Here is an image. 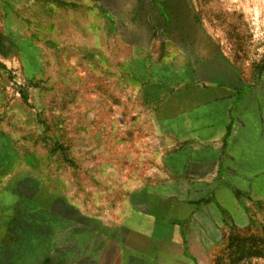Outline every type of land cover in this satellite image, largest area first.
<instances>
[{"label":"rangeland","instance_id":"obj_1","mask_svg":"<svg viewBox=\"0 0 264 264\" xmlns=\"http://www.w3.org/2000/svg\"><path fill=\"white\" fill-rule=\"evenodd\" d=\"M192 71L229 113L193 186L156 120ZM4 162L99 218L95 264H228L231 234L264 236V0H0Z\"/></svg>","mask_w":264,"mask_h":264},{"label":"crops","instance_id":"obj_2","mask_svg":"<svg viewBox=\"0 0 264 264\" xmlns=\"http://www.w3.org/2000/svg\"><path fill=\"white\" fill-rule=\"evenodd\" d=\"M203 82L197 78L196 71H192V81L182 85L178 95L171 94L163 104L165 113L159 112L156 117L162 136H174L180 144L192 141V152L182 148L176 154L181 164L180 174L192 171V186L211 174V147L229 125L228 107H222L227 95L223 98L217 91L205 89ZM153 85L158 88L165 83L155 81ZM10 165L0 163V264H95L102 254V248L94 244V238L100 235L93 228L99 225V218L86 214L79 205L72 206L75 212H70L68 197L57 192V186L54 188L48 182L39 186L28 176L14 180ZM171 181L168 178L158 185L164 188ZM143 201L150 205L154 200L147 197ZM155 201L166 206L172 204V197L164 196ZM136 212L151 222L156 221L150 213ZM135 214L131 218H135ZM122 226L124 237L131 236L132 231ZM85 232L90 234L87 240ZM153 232L151 228L147 236H155Z\"/></svg>","mask_w":264,"mask_h":264},{"label":"trees","instance_id":"obj_3","mask_svg":"<svg viewBox=\"0 0 264 264\" xmlns=\"http://www.w3.org/2000/svg\"><path fill=\"white\" fill-rule=\"evenodd\" d=\"M229 243L235 245L228 256V264H246L252 259L264 260V236L258 234H231Z\"/></svg>","mask_w":264,"mask_h":264}]
</instances>
